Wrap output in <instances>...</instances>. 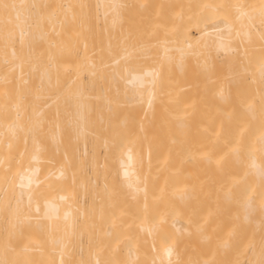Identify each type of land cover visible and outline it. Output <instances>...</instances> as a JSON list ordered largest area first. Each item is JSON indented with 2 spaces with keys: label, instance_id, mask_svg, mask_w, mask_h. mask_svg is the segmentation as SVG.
Returning <instances> with one entry per match:
<instances>
[{
  "label": "bare ground",
  "instance_id": "1",
  "mask_svg": "<svg viewBox=\"0 0 264 264\" xmlns=\"http://www.w3.org/2000/svg\"><path fill=\"white\" fill-rule=\"evenodd\" d=\"M255 74L264 0H0V264H264Z\"/></svg>",
  "mask_w": 264,
  "mask_h": 264
},
{
  "label": "rangeland",
  "instance_id": "2",
  "mask_svg": "<svg viewBox=\"0 0 264 264\" xmlns=\"http://www.w3.org/2000/svg\"><path fill=\"white\" fill-rule=\"evenodd\" d=\"M232 44L234 45L235 47V53L237 54L238 51H239V45L237 43L236 40L234 41H231ZM226 65V67L224 66V69H226L228 67V64H224ZM224 70H217L216 73H212V77L217 78L218 74L223 72ZM250 74H246V77H249ZM254 79L253 80H250V82L248 83V85L245 86V90H246V96L245 97H248V95H251V94H255L257 96V100H258V103H260L261 105H264V81L260 79V77L255 74V76L253 77ZM231 109H234V108H231ZM240 112L244 115H246L247 113L250 112V110H244V109H240ZM253 113H255V108L253 110ZM255 118V117H254ZM256 119V128H262L264 129V119H262L261 116H258L255 118Z\"/></svg>",
  "mask_w": 264,
  "mask_h": 264
}]
</instances>
